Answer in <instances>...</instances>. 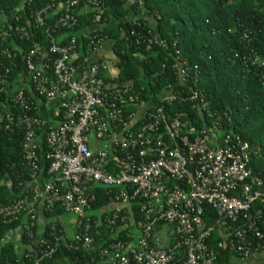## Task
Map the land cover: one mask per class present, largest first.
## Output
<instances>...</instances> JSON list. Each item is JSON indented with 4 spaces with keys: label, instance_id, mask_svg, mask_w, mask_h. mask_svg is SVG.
I'll use <instances>...</instances> for the list:
<instances>
[{
    "label": "built area",
    "instance_id": "1",
    "mask_svg": "<svg viewBox=\"0 0 264 264\" xmlns=\"http://www.w3.org/2000/svg\"><path fill=\"white\" fill-rule=\"evenodd\" d=\"M101 6L102 0H49L29 13L28 23H18L16 15L14 23L1 19L3 42L18 38L30 44L27 51L2 50L10 59L19 57L26 82L13 88L12 109L4 112L3 121L10 131L23 133L22 160L34 182L43 137L51 180L33 187L31 196L0 203V221L8 224L26 217L27 239L38 243L35 248L45 247L38 250L34 264L61 247L89 256L94 243L88 215L94 201L90 189L100 185L120 189L114 204H136L141 215L136 244L118 241L101 249L97 258L105 264H217L218 251L209 243L213 231L223 235L217 249H228L241 261L264 253V228L258 214L251 212L257 202L264 207V182L251 169L253 152L240 136L226 132L223 121L229 122V117L212 109L199 87L198 67L181 57L177 43H172V71L178 84L167 85L160 103L154 105L143 101L142 87L115 82L117 75H107V62L95 59L104 36H87L81 52L76 38L62 35L63 30L78 27L80 11L90 9L98 21ZM136 26L129 23V36L121 31L125 40L133 38L130 44L135 51L167 47L149 23L141 26L143 34H136ZM37 28L43 30L47 48L32 40L29 30ZM8 78L5 70L0 93ZM28 92L56 106L61 118L55 125L48 127L45 120L30 115ZM175 102L195 109L201 126L184 121V114L167 117L165 104ZM58 203L72 217L73 235L64 236L52 225L49 236L44 232L35 236L38 213L49 214ZM204 205L216 214L211 225L204 219ZM126 220L118 210H110L103 223L110 228ZM160 226L170 228L173 245L159 242Z\"/></svg>",
    "mask_w": 264,
    "mask_h": 264
},
{
    "label": "trees",
    "instance_id": "2",
    "mask_svg": "<svg viewBox=\"0 0 264 264\" xmlns=\"http://www.w3.org/2000/svg\"><path fill=\"white\" fill-rule=\"evenodd\" d=\"M141 1L140 5L130 0H102L98 21L96 14L88 9L79 13L77 28L73 31L63 30L61 33L66 37L76 38L77 49H81V52L85 51L87 36H104L112 43L114 66L118 71L114 81L131 82L142 87L143 101L154 105L160 103L161 92L167 85L178 84L172 71V43L176 42L181 57L190 65L198 67L199 87L212 109L229 117V122L223 121L226 132L236 134L248 143L253 152L251 169L264 182V0ZM48 2L49 0H32L28 4V0H0V19H4L5 23H14L12 17L16 15L20 17L18 23H28L29 13L44 7ZM147 18L155 20L154 32L166 40V48L155 47L152 52H138L130 44L133 38L125 40L126 36L121 37L122 30L129 36V23H137L134 27L136 34L145 33L141 26L148 23ZM53 19L50 18L49 22L52 23ZM29 31L32 40L47 48L42 29ZM29 46V42L18 38L6 42L0 39V75L5 70L9 71L8 84L2 85L4 91L0 93V203L4 204L24 195L31 196L33 187L51 180L48 175L51 163L45 158L43 137L40 136L41 146L37 150L39 172L38 179L34 182L22 160L23 133L10 131L3 121L4 112L12 109L13 88L21 87L26 82L22 81L25 69L19 57L10 59L2 54V50L6 48L12 51L15 47H21L27 51ZM109 82L110 79H106V83ZM26 94L33 108L30 115L42 118L34 95L29 92ZM165 105L167 117L184 114V121L189 120L193 125L201 126V119L189 104L175 102ZM60 116L61 114L58 117L61 118ZM119 190L100 185H94L90 189L94 201L88 215L92 221L90 236L94 243L89 256L83 251L61 247L50 258L38 264H105L97 258L101 249L118 241L125 245L134 243L131 230L136 228L141 219L138 205L114 209L127 218L125 223H117L110 228L103 223ZM203 210L207 225H211L216 218L215 212L206 205ZM251 212L258 214L259 225L263 229L264 207L257 202ZM65 216L59 203L49 214L41 211L36 216L34 235L39 234V220L43 219L42 232L46 236H49L52 225L66 236L62 223ZM26 228V217L8 224L0 221V264H34L38 250L45 249L44 246L39 249L34 247L38 243L27 239ZM17 230H20L17 233L18 240L11 241L9 236ZM222 238L221 233L213 231L209 243L218 251L217 264H230L231 259L237 256L228 249H217V243ZM181 257L179 254V262Z\"/></svg>",
    "mask_w": 264,
    "mask_h": 264
},
{
    "label": "crops",
    "instance_id": "3",
    "mask_svg": "<svg viewBox=\"0 0 264 264\" xmlns=\"http://www.w3.org/2000/svg\"><path fill=\"white\" fill-rule=\"evenodd\" d=\"M81 13L84 11H80ZM1 20V19H0ZM147 22L150 24V26L155 30L156 29V22L155 20L153 21V19L151 18H147ZM2 23V22H1ZM95 59H104L108 66H109V70L107 72V75L110 77L116 76V69L114 68V54H113V50H112V43L108 40H106L104 42V44L101 46V48L99 49V51L97 52V54L95 55ZM35 102L37 103V106L39 108L40 113L42 114V118L43 120H45L48 124H52L55 125L58 121H59V117L57 116V108L55 105H49L46 104L42 101H40L39 99L33 97ZM95 147L97 146L96 144H93ZM126 206H121L118 204H112V207L110 206L109 210H114V209H118V208H123ZM40 229L39 232L41 233L42 230V226L44 224V220L40 219ZM62 223L64 226V231L66 233L67 236H72L73 235V226H72V218L69 217L68 215H66L65 217H63L62 219ZM20 230H17V232L11 234V236H9V239L11 241H15L18 240V234ZM131 232L134 235V243L132 244H136L137 241V237L139 235V231L137 230V228L131 230ZM170 235V228L167 226H160L157 229L156 232V237L159 240V242L162 245H169L171 243V237ZM20 246V245H19ZM230 264H264V253H254L252 254L248 259L241 261L239 258L233 257L231 259Z\"/></svg>",
    "mask_w": 264,
    "mask_h": 264
},
{
    "label": "rangeland",
    "instance_id": "4",
    "mask_svg": "<svg viewBox=\"0 0 264 264\" xmlns=\"http://www.w3.org/2000/svg\"><path fill=\"white\" fill-rule=\"evenodd\" d=\"M153 21H154V19H153ZM115 68V67H114ZM69 217H71L70 215H68ZM72 218V217H71Z\"/></svg>",
    "mask_w": 264,
    "mask_h": 264
}]
</instances>
